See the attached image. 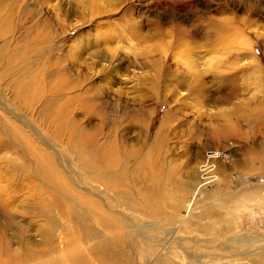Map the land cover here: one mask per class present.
<instances>
[{
	"label": "rangeland",
	"instance_id": "obj_1",
	"mask_svg": "<svg viewBox=\"0 0 264 264\" xmlns=\"http://www.w3.org/2000/svg\"><path fill=\"white\" fill-rule=\"evenodd\" d=\"M0 19V264H264V0H0Z\"/></svg>",
	"mask_w": 264,
	"mask_h": 264
},
{
	"label": "bare ground",
	"instance_id": "obj_2",
	"mask_svg": "<svg viewBox=\"0 0 264 264\" xmlns=\"http://www.w3.org/2000/svg\"><path fill=\"white\" fill-rule=\"evenodd\" d=\"M168 5V4H167ZM171 9V12H172V14H171V16L172 15H177V14H179L178 13V11H177V9H176V11H175V9H173V7H171L170 8ZM173 9V10H172ZM174 17V16H173ZM185 17V16H184ZM1 20V19H0ZM0 25L2 26L3 25V21H0ZM0 26V27H1ZM184 32V30L183 29H181V28H179V27H175L174 28V30L172 31V33H170V36H171V38H172V40H171V42L169 43V45H170V47H171V49L173 48V47H176L175 49H178L180 52H182L183 54L184 53H190L191 55H193V54H195L196 55V57H197V45H194V46H192L191 48H187L186 47V42H185V40H183L182 39V37H181V34ZM199 32V31H198ZM185 33V32H184ZM166 33H164V32H157L156 33V35H157V37L158 38H161V37H164V35H165ZM134 36H136V34L134 35ZM139 37V36H138ZM220 41V40H219ZM211 43V42H210ZM213 43V45L211 44V46L209 47V48H207L205 51H206V53L208 52V53H210V52H214L215 51V48H211L212 46H214V43H216V40L215 41H213L212 42ZM100 53H102V52H100ZM112 55V54H111ZM193 69V68H192ZM196 69V68H195ZM195 69H193V70H195ZM196 74H197V72H196ZM181 75H183L184 77H182ZM180 76H179V78H181L179 81H180V83L182 82V81H185L186 79H185V74H181ZM178 76V75H177ZM199 78V77H198ZM195 79V78H194ZM193 79V80H194ZM63 80V79H62ZM61 80V81H62ZM31 85H33L32 84V82L30 83ZM194 84V83H193ZM55 85V84H54ZM55 87V86H54ZM57 88V87H56ZM27 89V88H26ZM32 91H33V89H32ZM23 92L25 93V94H27V96L29 97V98H31V89H30V91H28V90H23ZM56 95H58V94H56ZM60 95H62V96H57V97H54L53 98V101H54V99L55 100H59V99H62V97H63V94H60ZM55 96V95H54ZM56 104V107H55V112H54V115H55V117L58 119V120H60V119H63V120H65L66 119V117H68L69 118V120H70V124H66V123H61V126H62V128L64 129V130H68V131H70V135H72L73 133H75L74 135H75V137H76V141H77V143H80V144H83L82 146H84V143H90V141H93L94 140V136L90 133V129H84V127H81V126H79V125H77V122H76V120H75V118L74 119H72L71 117H72V115H73V109H71L70 107H69V105H68V103H66V104H63V103H57V102H55ZM58 105V106H57ZM1 117H3V116H1ZM3 119V118H2ZM11 124V123H10ZM14 128V127H13ZM16 131H18V130H16ZM20 133V132H19ZM22 135V137H23V139L25 140V144L27 145V146H30V144H29V142H28V139L26 138V136L24 135V134H21ZM74 137V136H73ZM73 139V138H72ZM224 143V142H223ZM123 144V142L121 143V145ZM123 146V145H122ZM220 146V145H219ZM8 147V142L6 143V142H4L3 140H0V148H7ZM124 147H126V148H128L127 147V145H124ZM214 147H217V146H214ZM30 148H32V146H30ZM233 151H234V148L233 149H231V151H230V159H229V161L228 162H230L231 161V159H232V156H233ZM129 152L130 153H133V154H135L136 155V153H135V150H132V149H130L129 150ZM228 162H224V161H221L219 164H218V178H217V180L219 179V175H220V169H221V165H225V164H228ZM259 181H261V182H263L264 181V179L262 178V180H260L259 179ZM215 182V181H214ZM214 182H212V183H214ZM197 183H198V179H197ZM212 183H210V184H212ZM210 184H208V185H210ZM204 186H207V185H203V186H201V187H198L197 186V189H199V188H202V187H204ZM85 227V226H84Z\"/></svg>",
	"mask_w": 264,
	"mask_h": 264
},
{
	"label": "built area",
	"instance_id": "obj_3",
	"mask_svg": "<svg viewBox=\"0 0 264 264\" xmlns=\"http://www.w3.org/2000/svg\"><path fill=\"white\" fill-rule=\"evenodd\" d=\"M234 148L231 140L225 141L220 146L208 147L204 150L203 156L197 164V186L208 185L218 178V164L221 161L228 162L230 151ZM262 180V177L259 178Z\"/></svg>",
	"mask_w": 264,
	"mask_h": 264
}]
</instances>
